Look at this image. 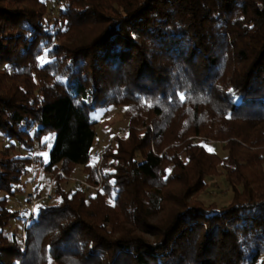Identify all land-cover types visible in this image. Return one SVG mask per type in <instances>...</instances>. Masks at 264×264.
I'll list each match as a JSON object with an SVG mask.
<instances>
[{"label":"trees","instance_id":"trees-1","mask_svg":"<svg viewBox=\"0 0 264 264\" xmlns=\"http://www.w3.org/2000/svg\"><path fill=\"white\" fill-rule=\"evenodd\" d=\"M48 12L0 0V264H264V0ZM110 106L126 127L98 161L94 114ZM36 164L54 197L22 240L8 225L26 209L9 202ZM216 166L224 206L197 198ZM59 172L99 188H66Z\"/></svg>","mask_w":264,"mask_h":264},{"label":"rangeland","instance_id":"rangeland-1","mask_svg":"<svg viewBox=\"0 0 264 264\" xmlns=\"http://www.w3.org/2000/svg\"><path fill=\"white\" fill-rule=\"evenodd\" d=\"M61 1L62 0H47V6L49 10L48 16L50 18H52L53 15H57L58 7ZM123 109L124 107L110 106L105 109H99L95 112L94 117H96L97 123L95 125L96 136L92 151H94L96 148H104L105 150L113 136L116 134H121L124 131L126 127V119L123 117ZM194 140L199 143L202 142L207 150H214L220 156L225 154V151L221 148L220 143H217L216 140H203L199 136H196ZM4 142L5 141L0 138V148L3 147ZM21 152L23 153V150H21ZM41 153L43 156V162L46 163L48 161V149L43 150L40 152V154ZM75 175L84 178V175L81 172H78ZM47 176L48 175L44 173L40 165H32L28 172H26L21 177L20 192H18L10 200L9 207L11 209L22 207L24 205V196L27 192L33 191L38 193L45 189L48 181ZM205 182V189L197 196L201 202H203L205 205L214 203L217 206H224L229 202L231 198V190L225 180V175L222 172L221 167L216 166L215 170L206 176ZM64 185L66 188L75 187L71 182H64ZM18 226H20L19 222L16 220H11L8 225V231L10 232L12 230H17ZM48 264L54 263L49 262Z\"/></svg>","mask_w":264,"mask_h":264},{"label":"built area","instance_id":"built-area-1","mask_svg":"<svg viewBox=\"0 0 264 264\" xmlns=\"http://www.w3.org/2000/svg\"><path fill=\"white\" fill-rule=\"evenodd\" d=\"M104 152V148H96L94 151H92V156L100 161L102 158V154ZM65 183L71 182L76 188H80L83 190L91 191V190H97L99 188V185H91L83 177H79L76 175L67 176L62 172H59ZM49 178L46 184V188L43 189L40 192H27L24 196V205L23 207L26 209V215L21 223L18 232L21 235L22 240H24L25 236V228L28 226V224L33 221V219L36 216V211L38 205H40L43 202H49L54 197V181H53V175L52 173H49Z\"/></svg>","mask_w":264,"mask_h":264},{"label":"snow or ice","instance_id":"snow-or-ice-1","mask_svg":"<svg viewBox=\"0 0 264 264\" xmlns=\"http://www.w3.org/2000/svg\"><path fill=\"white\" fill-rule=\"evenodd\" d=\"M181 99H183V97H181Z\"/></svg>","mask_w":264,"mask_h":264},{"label":"crops","instance_id":"crops-1","mask_svg":"<svg viewBox=\"0 0 264 264\" xmlns=\"http://www.w3.org/2000/svg\"><path fill=\"white\" fill-rule=\"evenodd\" d=\"M48 177V176H47Z\"/></svg>","mask_w":264,"mask_h":264}]
</instances>
